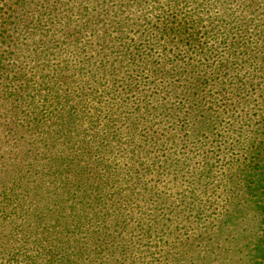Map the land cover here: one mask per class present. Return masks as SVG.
I'll list each match as a JSON object with an SVG mask.
<instances>
[{
    "label": "trees",
    "instance_id": "obj_1",
    "mask_svg": "<svg viewBox=\"0 0 264 264\" xmlns=\"http://www.w3.org/2000/svg\"><path fill=\"white\" fill-rule=\"evenodd\" d=\"M87 1L68 7L82 20L68 39L66 15L43 7V0H0V151L2 133L33 136L31 147L0 153V264H161L163 254L147 259L120 241L155 236L158 218H134L133 209L158 195L169 168L181 173L183 165L159 151L174 149L182 133L188 180L175 198L188 201V245L225 231L247 205L256 214L249 264H264V126L254 124L255 111L239 97L258 84L241 63L264 52L255 37L264 0ZM213 6L222 12L212 14ZM40 21L62 24L39 39ZM205 75L209 88L193 94L208 98L217 90L211 113L216 122L228 121L222 137L231 141L223 144H199L185 113L169 104L185 100L181 87L189 100ZM191 108L188 116L195 114ZM124 145L140 149L125 175L108 160L107 170L97 167L94 152ZM107 192L119 196L120 208L96 211L100 198L92 197Z\"/></svg>",
    "mask_w": 264,
    "mask_h": 264
},
{
    "label": "rangeland",
    "instance_id": "obj_2",
    "mask_svg": "<svg viewBox=\"0 0 264 264\" xmlns=\"http://www.w3.org/2000/svg\"><path fill=\"white\" fill-rule=\"evenodd\" d=\"M43 7H50L52 12L58 13L61 17L65 16L62 21L70 22V26H68L67 31L63 32L64 36L68 39L72 38L70 35L77 29V25L81 23V18L76 15L68 14L70 11L68 7L73 8L77 7L78 2L82 0H43ZM94 0H92L93 2ZM12 3V0H9V4ZM80 3V2H79ZM84 5L89 6V2L84 0ZM234 7V6H233ZM6 8V7H5ZM86 11L85 7L80 10ZM212 14L217 15L219 11L222 12L221 6H213ZM49 10V9H44ZM262 10L264 11V1L262 2ZM1 22V21H0ZM30 22V21H27ZM259 23L257 27H255V34L257 38L264 42V21H257ZM42 25L41 30L37 32L39 39L42 35L47 34L53 35L52 31L57 27V25H61L62 23L58 21H40ZM45 36V35H44ZM90 36V34L88 35ZM237 36V35H235ZM57 37L59 38L58 34ZM46 38V37H45ZM4 47V45H3ZM2 47V48H3ZM60 50V49H59ZM51 52V50H49ZM243 66H246L251 70V72L258 76V84L249 85L248 91L250 95H248V91H242L239 93V97L241 99V105L247 108H252L255 111L256 116L254 118V124L264 126V116L261 113V107L264 106V101H262V95L264 94V52L263 50H258L255 52L254 58H246L244 57L241 63ZM161 67H165L171 71L178 69H171V66L163 65ZM210 71V69H207ZM162 79L168 77V73L166 71L159 72ZM217 75V74H216ZM179 77V73L175 74V78ZM207 77L201 76V78L195 82L196 87L192 90V95L188 100V89L186 87H181L180 90H183L186 98L185 100L172 99L169 104H177L179 108L182 109V112L186 115V123L192 126L194 129L195 138L198 139L199 144L202 141H207L209 143H220L229 142L231 139H223V135L226 133L225 129L228 127L227 119L224 120L221 118L218 122H216L215 116L212 115L211 112H214L217 108L212 104L210 99L218 95L217 90L211 91L209 97H203L201 95H194L195 91L206 92L209 88L206 86ZM256 89V91H254ZM247 95V96H246ZM244 97H251L250 101L244 103ZM194 98V99H191ZM199 102V103H196ZM189 103V105H188ZM190 106L192 107V111L195 109V114L192 116H188V109L190 110ZM264 111V109H263ZM219 127L220 129H217ZM199 133V134H197ZM264 128L261 129L260 138H264ZM3 140L6 142L3 145L0 153L4 154L6 150H11L13 152H17L23 149L24 144L31 147L33 142V136L28 132H25L23 137L18 135L12 136L2 133ZM177 141L174 143V149H169L166 151L163 148H160L159 154L163 158H165L166 154L174 157L173 162L176 165H183L180 169L177 166H172L167 170L169 176H164V182L158 183V188H156L157 194L154 196H149L144 201H137L136 207L133 209V217L138 219L140 217H144L149 213L150 215L157 217V226L152 229L153 235L152 237H146L144 234L140 235L137 238V241H130L128 239H122L120 241L121 245L124 246H132L136 247L137 251H142V255H146L147 259H150L152 255L159 257L163 254L161 264H249L250 255L249 249L252 247L251 239L252 233L255 232L254 225L256 214L249 208H247L246 203H243L242 207L246 205L244 213H239L237 219H235V224L232 223L230 225L225 226V231L222 233L215 232L203 239H193V242L188 245V201L186 199L175 198V195H181L184 187H180L181 184L187 182L188 180V135L178 134ZM63 139L59 141V148L63 149L65 145L62 143ZM171 148V147H170ZM20 149V150H19ZM214 149L213 146H207L204 150L210 151ZM111 151V150H110ZM127 148V146H123L122 148L115 149L114 152H94L101 158V161L98 162V168H103V171L107 170V162L109 163V168H118L119 172L122 174H126L130 170L129 161H132V152ZM140 149H135V154H139ZM218 149L215 148L214 152H217ZM8 155V152L5 153ZM101 155V156H100ZM89 165L95 166L94 157H89ZM198 158H196V161ZM110 171V170H109ZM112 173V171H110ZM166 177V178H165ZM182 178V179H181ZM122 177L114 176L112 180H118V183H121ZM117 182V181H115ZM178 185V186H176ZM119 189V187L117 188ZM180 189V192L178 191ZM113 192V189H111ZM119 196H113L111 194L104 193L102 196L93 198L94 201L98 200L99 204L94 203L98 208L96 209H104V207L110 208V211H114L117 208H120V204L117 198ZM220 203V202H219ZM172 204V205H170ZM160 208H158V206ZM227 206H233L227 204ZM240 208V206H239ZM106 209V210H107ZM168 219V220H166ZM134 220V219H133ZM130 220L131 224L135 221ZM151 235V234H150ZM249 241V242H248ZM111 249V248H110ZM110 249L108 251L110 252ZM111 253V252H110ZM106 257H109L107 253ZM166 257V258H165Z\"/></svg>",
    "mask_w": 264,
    "mask_h": 264
}]
</instances>
